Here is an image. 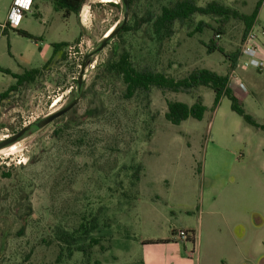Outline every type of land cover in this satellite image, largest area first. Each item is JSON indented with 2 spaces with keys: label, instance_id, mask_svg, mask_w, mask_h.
I'll return each mask as SVG.
<instances>
[{
  "label": "rangeland",
  "instance_id": "374dc122",
  "mask_svg": "<svg viewBox=\"0 0 264 264\" xmlns=\"http://www.w3.org/2000/svg\"><path fill=\"white\" fill-rule=\"evenodd\" d=\"M168 1L175 0H131L130 30H118L103 48L107 31L124 18L122 0H87L78 16L67 17L51 0H33L18 25L0 29V69H40L12 90L15 80L0 71V140L79 98L15 148L0 149V264H264V130L232 111L225 96L213 107L206 86L192 94L151 88L127 98L108 68L125 49L136 68L152 65L175 79L194 68L228 73L244 111L264 123V68L238 62L231 72L221 52L207 51L210 27L191 33L200 20L217 21L194 14L158 44L143 19ZM214 1L250 15L259 0ZM9 2L0 0V25ZM256 18L264 28V0ZM243 31V21L229 18L214 43L232 54ZM53 44L62 46L52 56ZM259 46L264 51V36ZM197 97L206 107L201 120L165 119L167 101L192 105ZM66 235L76 246L97 243L87 258L69 256Z\"/></svg>",
  "mask_w": 264,
  "mask_h": 264
},
{
  "label": "trees",
  "instance_id": "16d2710c",
  "mask_svg": "<svg viewBox=\"0 0 264 264\" xmlns=\"http://www.w3.org/2000/svg\"><path fill=\"white\" fill-rule=\"evenodd\" d=\"M86 1L87 0H51V3L54 11H61L63 12V16L67 17L70 14L78 16L81 7L86 3ZM262 1L263 0H259L257 2L255 10L250 15L239 14L235 10L214 0L206 3L204 6H196L192 0L168 1L166 4L161 6L159 15H156L153 18L143 19V22L150 24L151 32L156 36L158 44L159 42L161 44L163 39L171 37L175 23H179L181 25L185 20H189L194 14L210 17L215 22L217 21L216 26H212L200 20L195 25L191 33L200 32L204 27H210L212 35L210 42L207 45V51L212 52L214 50H218L221 52V54L229 61L228 69L233 71L237 65L239 49L232 54L225 53L222 48L218 47L216 43H214L215 36H220V34L223 33L224 24L229 18H237L244 23V31L242 34L243 38L248 29L253 25L257 16L258 8L260 7ZM113 4L115 6L117 5L116 3ZM129 4H131V0L128 1V6ZM120 23H118L116 27L120 25ZM14 30L20 36L33 38L30 34L23 30ZM128 30H130V27L123 25L120 32ZM191 33H189L190 36ZM61 46L62 44L52 45V56L57 53ZM47 62L48 60L46 63ZM108 68L114 74L121 77L122 82L125 85V96L127 98H131L136 93L148 92L151 88H155L161 92L168 91L192 94L197 87L206 86L213 92V107H216L219 100L225 96L230 101L232 111L238 114L250 126L264 130V125L257 124L253 118L244 111L241 106L242 99L229 88L228 73L222 75L206 68H194L185 77L175 79L172 76L167 75L165 72L157 70L152 65L148 67L143 66L136 68L132 64L129 54L125 49H121L117 60L111 62ZM0 71L10 74L12 78H14L15 85H11L9 87V89L12 90L16 85L33 80L35 75L40 72V69H24L20 74H13L9 71L1 69ZM4 95L5 93L1 94L0 98ZM205 111L206 107L203 105L200 97H197L192 105H187L183 102L173 100L166 102V112L164 117L169 123L178 125L187 118L201 120ZM92 115L93 112L91 111L86 113L87 117ZM134 179L136 182L139 179L137 171L135 172ZM24 198L27 199V196ZM27 215L28 213L23 216H19L22 224L25 223ZM68 236L69 235H66V243L73 246L71 251L68 253L69 256L73 251H79L87 258L91 254V246L97 243L96 240H90L89 243L76 246L74 245V239Z\"/></svg>",
  "mask_w": 264,
  "mask_h": 264
},
{
  "label": "built area",
  "instance_id": "2783aa9c",
  "mask_svg": "<svg viewBox=\"0 0 264 264\" xmlns=\"http://www.w3.org/2000/svg\"><path fill=\"white\" fill-rule=\"evenodd\" d=\"M32 3L33 0H30V3L28 0H20L19 3L17 0H11L6 21L0 25V29L4 30L7 27H15L16 25H14L12 20L9 18L13 10L17 12L21 20L23 14L27 11H30ZM263 36L264 28L257 27L254 21L253 25L248 29L241 39L239 45V57L236 66H238V62H241L242 66L250 67L255 70H261L264 68V57H262L260 54L261 48L259 46V37ZM217 37H219V35H217ZM239 86L244 89L242 83H239Z\"/></svg>",
  "mask_w": 264,
  "mask_h": 264
},
{
  "label": "water",
  "instance_id": "95a60500",
  "mask_svg": "<svg viewBox=\"0 0 264 264\" xmlns=\"http://www.w3.org/2000/svg\"><path fill=\"white\" fill-rule=\"evenodd\" d=\"M123 5H124V18L122 20V22L120 23V25H118L117 27H114L112 29V31L106 35L103 39V41L100 44L99 48H103L105 45V41L110 38L112 35H114L118 30L121 29V27L126 23V18L128 15V0H122ZM84 69H85V63L82 62L81 64V68H80V72L78 75V83H81V79L84 73ZM78 97L73 98L67 105H65L63 108H61L60 110L53 112L49 115H47L46 117L35 121L31 124H28L24 127H22L18 132H16L14 135L7 137L5 139L0 140V149L12 145L14 142H16L18 139H20L26 132H28L30 130L31 125H33L34 127L37 128H41L49 123H51L54 119H56L57 117L63 115L64 113H66L67 111H69L78 101Z\"/></svg>",
  "mask_w": 264,
  "mask_h": 264
},
{
  "label": "clouds",
  "instance_id": "9594fccd",
  "mask_svg": "<svg viewBox=\"0 0 264 264\" xmlns=\"http://www.w3.org/2000/svg\"><path fill=\"white\" fill-rule=\"evenodd\" d=\"M17 2L19 3L20 0H17ZM28 2L30 3V0H28ZM9 18L12 20L14 25H18L19 24L20 17H19V15L17 14V12L15 10H13V12L11 13Z\"/></svg>",
  "mask_w": 264,
  "mask_h": 264
},
{
  "label": "crops",
  "instance_id": "0c3cea01",
  "mask_svg": "<svg viewBox=\"0 0 264 264\" xmlns=\"http://www.w3.org/2000/svg\"><path fill=\"white\" fill-rule=\"evenodd\" d=\"M10 3H11V0H10V2L7 4V5H5V7H7V12H8V8H9V5H10ZM6 17H7V13H6ZM257 19V18H256ZM256 19H255V22H256ZM5 21H6V19H5ZM260 54H261V56L262 57H264V51H260ZM38 68V67H37ZM28 69H31V68H28ZM232 72V71H231ZM10 73H12V72H10ZM13 74H20V73H14L13 72ZM14 79V78H13ZM230 80H231V77H229V82H230ZM241 83V82H240ZM258 124H260V125H264V123H258Z\"/></svg>",
  "mask_w": 264,
  "mask_h": 264
},
{
  "label": "bare ground",
  "instance_id": "6f19581e",
  "mask_svg": "<svg viewBox=\"0 0 264 264\" xmlns=\"http://www.w3.org/2000/svg\"><path fill=\"white\" fill-rule=\"evenodd\" d=\"M101 1H102V2H111L112 0H101ZM111 30H112V29L108 30L107 33L105 34V36L108 35V34L111 32ZM57 102H58V100H56V101L54 102V105H55ZM9 148L13 149V148H15V147H14V145H11Z\"/></svg>",
  "mask_w": 264,
  "mask_h": 264
},
{
  "label": "flooded vegetation",
  "instance_id": "af4514ba",
  "mask_svg": "<svg viewBox=\"0 0 264 264\" xmlns=\"http://www.w3.org/2000/svg\"><path fill=\"white\" fill-rule=\"evenodd\" d=\"M78 75H79V74H78ZM76 82H77L78 85H80V84L78 83V78H77ZM33 127H34V126L31 125L30 130H31ZM30 130H29V131H30ZM6 138H7V137H6Z\"/></svg>",
  "mask_w": 264,
  "mask_h": 264
}]
</instances>
